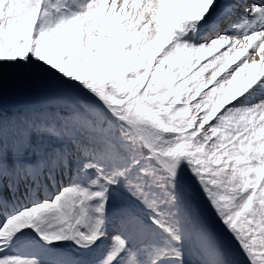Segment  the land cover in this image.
Segmentation results:
<instances>
[{
  "label": "snow or ice",
  "instance_id": "1",
  "mask_svg": "<svg viewBox=\"0 0 264 264\" xmlns=\"http://www.w3.org/2000/svg\"><path fill=\"white\" fill-rule=\"evenodd\" d=\"M0 264H264V3L0 0Z\"/></svg>",
  "mask_w": 264,
  "mask_h": 264
},
{
  "label": "bare ground",
  "instance_id": "2",
  "mask_svg": "<svg viewBox=\"0 0 264 264\" xmlns=\"http://www.w3.org/2000/svg\"><path fill=\"white\" fill-rule=\"evenodd\" d=\"M260 2H262V3H263V0H260ZM209 59H210V58H209ZM203 62H205V61H202V63H203Z\"/></svg>",
  "mask_w": 264,
  "mask_h": 264
},
{
  "label": "rangeland",
  "instance_id": "3",
  "mask_svg": "<svg viewBox=\"0 0 264 264\" xmlns=\"http://www.w3.org/2000/svg\"><path fill=\"white\" fill-rule=\"evenodd\" d=\"M205 62H206V61H205ZM205 62H203V63H205ZM207 75H208V74L206 73L205 76H207Z\"/></svg>",
  "mask_w": 264,
  "mask_h": 264
}]
</instances>
